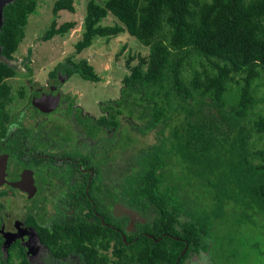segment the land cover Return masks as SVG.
<instances>
[{
  "label": "trees",
  "instance_id": "1",
  "mask_svg": "<svg viewBox=\"0 0 264 264\" xmlns=\"http://www.w3.org/2000/svg\"><path fill=\"white\" fill-rule=\"evenodd\" d=\"M38 3L15 0L6 7L0 46L8 60L15 61ZM62 11L75 14V0H57L53 13L58 17ZM110 13L121 25H101ZM76 27L75 21L59 24L55 19L42 41L66 36ZM124 32L149 48L150 56L132 68L120 99L104 109L110 113L111 126H119V116L132 126L141 121L144 134L163 126L161 144L143 154L141 169L125 186L128 206L155 215L151 222L137 224L135 233L117 231L107 226L112 221L97 217L92 226L83 222L55 233L45 231L42 241L56 263L78 257L82 264H185L192 253L209 254L210 220L192 215L167 184L164 168L169 154L177 164L199 167V175L225 169L244 205L264 212V150L250 149L253 133H264V116L257 111V83L264 78V0H106L103 6L91 0L76 53L90 48L97 38L110 41ZM58 72L100 82L88 60L69 58L50 75ZM15 76L14 67L0 63V120L4 105L11 101L5 80ZM191 101L199 107L188 109ZM182 112L186 122L171 127ZM191 216L193 220H186ZM112 241L116 245L110 256ZM18 257L20 264H31L24 253ZM3 264H14L11 256Z\"/></svg>",
  "mask_w": 264,
  "mask_h": 264
},
{
  "label": "flooded vegetation",
  "instance_id": "2",
  "mask_svg": "<svg viewBox=\"0 0 264 264\" xmlns=\"http://www.w3.org/2000/svg\"><path fill=\"white\" fill-rule=\"evenodd\" d=\"M18 63L10 66L31 72L27 63ZM58 65L44 79L20 80L17 75L5 80L11 97L0 120V170L6 180L0 186V242L5 259L21 252L31 264H45L48 254L56 261L42 241L43 232L83 222L92 226L96 217L126 232L132 222L116 211L117 205L131 208L125 198L126 174L115 164L129 139L125 116H119L118 127L111 126L104 109L110 101L95 118L85 105L84 82L75 81L79 75H50ZM102 118L106 120L100 123ZM115 245L112 241L108 253ZM70 259L81 263L78 257Z\"/></svg>",
  "mask_w": 264,
  "mask_h": 264
},
{
  "label": "rangeland",
  "instance_id": "3",
  "mask_svg": "<svg viewBox=\"0 0 264 264\" xmlns=\"http://www.w3.org/2000/svg\"><path fill=\"white\" fill-rule=\"evenodd\" d=\"M56 1L39 0L36 13L30 16L26 37L15 54V61L19 62L18 64L27 63L31 72L27 74L28 70L25 72L23 68H15L17 75L20 80L26 76L44 79L50 70L69 58H72L74 62L88 60L99 75L100 82L89 83L80 77H75V81L84 82L82 87L85 90L83 91L85 105H88L86 108L92 110L95 118H99L103 115L100 110L101 105L110 101L115 102L121 97L125 87L124 79L131 75L132 68L137 66L142 58H149L150 49L144 47L128 32H124L111 38L110 41L97 38L90 48L77 54L75 46L82 38L87 4L91 0H75L76 13L62 11L58 17L53 13ZM94 1L103 6L106 0ZM55 19L59 24L75 21L77 27L66 36H57L48 42L42 41L43 35ZM119 24L121 25L112 13L101 23L103 26ZM147 72L146 65L144 73L147 74ZM257 91H259L257 111L264 116V78L257 83ZM19 106L20 103L15 97L14 108ZM198 107L192 101L187 105L188 109ZM185 116L183 112L175 116L171 121V127L186 122ZM122 124H125L124 128L127 129L129 139L125 152L117 156L115 164L126 174L127 181L129 176L141 169L143 154L161 144L163 126L144 134L142 132L144 124L141 121L135 120L132 126L125 118ZM171 130L170 127L165 129L164 136L170 137ZM167 145L169 148V144ZM250 149L252 152L264 150V133L260 135L253 133ZM174 157V154L166 156L167 166L164 168V174L167 184L176 189L178 199L187 205L192 215L198 214L210 220L209 234L206 236L209 241V254L192 253L185 264H264V212L244 205L237 193L235 181L229 182L230 175L224 174L225 169L209 170L199 175V167L189 162L180 161L177 164ZM228 159L229 157L226 156L225 160ZM154 215L155 212L152 211L145 217L151 222ZM193 219L192 216L186 218L189 221ZM136 229L137 225L127 222L128 233ZM111 252L108 253L110 256ZM5 258L6 252L2 249L0 242V264H3ZM45 261V264H61L52 261L49 254L45 257ZM66 262L81 264L77 259ZM13 263L20 264V258L15 256Z\"/></svg>",
  "mask_w": 264,
  "mask_h": 264
},
{
  "label": "water",
  "instance_id": "4",
  "mask_svg": "<svg viewBox=\"0 0 264 264\" xmlns=\"http://www.w3.org/2000/svg\"><path fill=\"white\" fill-rule=\"evenodd\" d=\"M15 0H0V32L4 26V11L7 6L13 4ZM14 60H8L5 58L2 54V48L0 46V63H4L7 65H12L14 64ZM5 172L0 170V186L5 183ZM116 211L119 212L120 214L128 217L132 222H140L142 224L146 223V219H144L138 212L134 211L133 209L125 206V205H117ZM8 247L9 244H5V247ZM188 248L184 250L182 255L187 251Z\"/></svg>",
  "mask_w": 264,
  "mask_h": 264
}]
</instances>
